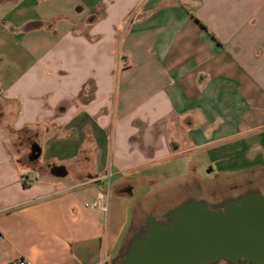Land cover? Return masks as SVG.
Listing matches in <instances>:
<instances>
[{
  "label": "crops",
  "instance_id": "obj_1",
  "mask_svg": "<svg viewBox=\"0 0 264 264\" xmlns=\"http://www.w3.org/2000/svg\"><path fill=\"white\" fill-rule=\"evenodd\" d=\"M248 174L264 0H0V264H113L163 192Z\"/></svg>",
  "mask_w": 264,
  "mask_h": 264
},
{
  "label": "water",
  "instance_id": "obj_2",
  "mask_svg": "<svg viewBox=\"0 0 264 264\" xmlns=\"http://www.w3.org/2000/svg\"><path fill=\"white\" fill-rule=\"evenodd\" d=\"M56 174L62 175L63 169ZM221 261L264 264V195L260 191L230 200L219 210L197 200L182 203L167 222L151 220L148 233L132 238L122 264Z\"/></svg>",
  "mask_w": 264,
  "mask_h": 264
},
{
  "label": "rangeland",
  "instance_id": "obj_3",
  "mask_svg": "<svg viewBox=\"0 0 264 264\" xmlns=\"http://www.w3.org/2000/svg\"><path fill=\"white\" fill-rule=\"evenodd\" d=\"M210 171L203 170L201 172V178L206 179L210 177L208 174ZM253 174H248L241 177H232L231 179H211L206 180L208 184L200 183L197 187L194 185L190 188L187 193L183 188L174 187L172 189L181 190H170L163 192L162 195L152 200L155 204H161L165 206H172L169 209L163 211V209H151L147 212L141 213L136 216L135 224L132 227V235L128 236L123 243V247L118 254L117 259L112 262L113 264H122V260L125 256L126 249L132 240V237L139 235V232L144 229V234L148 233L149 227L146 225V221H155L159 223H165L168 221V216L171 211L177 206L188 200H197L207 203L212 209L219 210L223 206L248 192L260 191L264 195V176L261 174V179L254 178ZM263 178V179H262ZM168 181V180H167ZM169 182V181H168ZM164 183V182H163ZM205 184V185H204ZM183 190V191H182ZM185 198V199H184ZM154 204V205H155ZM173 208V209H171ZM216 264H231L225 261L218 262Z\"/></svg>",
  "mask_w": 264,
  "mask_h": 264
},
{
  "label": "built area",
  "instance_id": "obj_4",
  "mask_svg": "<svg viewBox=\"0 0 264 264\" xmlns=\"http://www.w3.org/2000/svg\"><path fill=\"white\" fill-rule=\"evenodd\" d=\"M110 176V175H109ZM26 177L23 178V180L26 181ZM95 208L96 209H99V210H102L104 212H108V206L105 204V202L102 200V199H99L97 202H96V205H95ZM12 264H30L24 260H18V261H15L14 263Z\"/></svg>",
  "mask_w": 264,
  "mask_h": 264
},
{
  "label": "flooded vegetation",
  "instance_id": "obj_5",
  "mask_svg": "<svg viewBox=\"0 0 264 264\" xmlns=\"http://www.w3.org/2000/svg\"><path fill=\"white\" fill-rule=\"evenodd\" d=\"M146 225L149 227L150 226V221H146ZM144 229H142L140 232H139V236H141L142 234H144Z\"/></svg>",
  "mask_w": 264,
  "mask_h": 264
},
{
  "label": "trees",
  "instance_id": "obj_6",
  "mask_svg": "<svg viewBox=\"0 0 264 264\" xmlns=\"http://www.w3.org/2000/svg\"><path fill=\"white\" fill-rule=\"evenodd\" d=\"M35 156V154H32L31 157Z\"/></svg>",
  "mask_w": 264,
  "mask_h": 264
}]
</instances>
